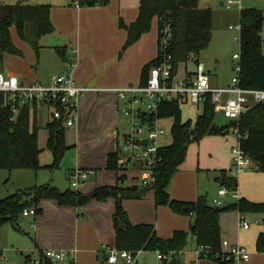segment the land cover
Masks as SVG:
<instances>
[{
	"label": "trees",
	"instance_id": "obj_1",
	"mask_svg": "<svg viewBox=\"0 0 264 264\" xmlns=\"http://www.w3.org/2000/svg\"><path fill=\"white\" fill-rule=\"evenodd\" d=\"M24 3L4 4L0 0V62L4 54L20 55L13 45L10 29L15 28L18 38L37 51L40 37L53 31L49 21L50 7L46 4L30 5ZM108 0H79V7L106 5ZM153 19L157 23L156 57L141 69V84H145L150 70L166 55L171 57L172 74H176L180 64L188 61L197 63L199 53L208 46L212 32V14L208 8H201L197 0H139L136 19L128 25L119 22V27L126 33L122 50L135 43L141 35L147 33ZM240 32L239 43V86L244 89L264 91V54H262L261 27L264 24V12L257 9H241L238 14ZM167 27L165 44L161 45L163 31ZM60 55L62 51L57 50ZM2 97L0 96V105ZM180 105L176 99L161 101L155 111L160 119H171L168 145L158 149V164L152 169L153 182L148 187L123 186L125 176L116 178L113 186H102L93 190L90 195L82 196L76 190L63 192L48 185L34 186L28 190H20L0 198V226L6 223L19 230L18 217L24 209L33 208L35 215L41 211L37 205L41 200H52L59 206L80 207L89 200L99 202L114 199L115 208L112 218L114 246L118 250L132 252L157 251L163 255L177 254L186 241L187 234L174 231L171 238L160 239L151 224H132L122 201L139 199L143 192L153 189L155 206H168L175 214L190 216L189 231L195 242V249L200 257L216 264H232L226 261L221 250L219 216L223 212L236 211L239 214H258L264 224V202H250L244 198L225 207H214L207 203L204 195L193 202L170 200L166 190L172 177L184 162L190 143L198 141L206 135H222L231 128L237 129L238 146L251 160V167L264 173V100L252 104L237 121H228L217 125L214 117L217 114L206 95L202 112L194 122L182 121ZM35 105L21 106L17 114L0 107V169L37 170L38 154L37 127L34 120ZM47 138L46 149L52 155L50 168H58L59 163L69 149L65 143V128L57 120L45 125ZM117 151L108 154L106 168L117 170ZM220 172L216 178L221 187L228 191L236 190V179ZM255 250L264 252V233H259L255 241ZM158 252V251H157ZM172 258V256H171Z\"/></svg>",
	"mask_w": 264,
	"mask_h": 264
},
{
	"label": "crops",
	"instance_id": "obj_2",
	"mask_svg": "<svg viewBox=\"0 0 264 264\" xmlns=\"http://www.w3.org/2000/svg\"><path fill=\"white\" fill-rule=\"evenodd\" d=\"M138 3L139 0H108L106 5L75 8L69 0H50L46 5L50 7L49 21L53 27V31L39 38L38 50L34 51L26 42L20 40L15 28L12 27L10 29L11 39L20 55L4 54L3 56H14L18 59V63L21 62L20 65L24 74H21L22 76L19 79L24 82L37 81L46 83L54 76L52 74H48V76L39 75L33 69L42 60L44 52L48 50L54 56L52 62H50L53 71L58 74L67 68L68 64L74 65L72 74L76 84L79 86L112 89L139 85L141 84V69L154 59L157 47L154 54L146 52L147 39H145V33L131 46L122 50L126 33L119 27L120 21L128 25L136 19ZM254 3H264V0H252L251 4L254 5ZM154 21L156 22L155 19L152 22ZM155 30V38L157 39V23ZM41 40L45 41L41 42ZM57 50L62 51V55ZM34 56L36 62L33 63ZM49 58L51 59V57ZM178 67L175 74L178 79L191 74L185 72L183 76L178 77ZM0 70L8 75L17 77L16 72L12 71V69L9 71L5 70L3 57L0 62ZM119 104L120 101L111 91L86 92L79 100L75 125L65 129L71 130L74 140L72 143H68L65 139L66 145L69 146L65 154H72L73 162V167L68 170V175L75 168L87 171L88 176L85 181L89 177L94 179V183L91 185L89 191L97 187L113 186L116 184L118 173L112 171V178L108 177V181L106 182V174L104 172L108 170L106 168L108 154L114 153L117 150ZM38 109L39 106L34 107L33 115L37 129L41 126V123L39 124L38 121V117L40 116ZM49 121H51L50 118L44 121V130L45 125ZM225 144H227L226 141ZM84 148H87L86 151L83 150ZM87 153L88 155H86ZM185 164L184 160L176 174L184 170ZM230 166L231 160L229 156L227 162H222L221 164L217 162L212 166L206 167H212L211 169H218V171L227 174L225 167L229 171ZM220 172L218 175L213 176V178H218ZM235 179L237 183L235 190L236 197L231 196V198L238 200L245 197L248 199L245 196V192H243L247 189V186L242 185L250 183L257 185V191L259 190L257 195L259 199L256 202H264V173L257 172L251 168L236 176ZM85 181L81 184L80 188ZM78 189L76 191H79ZM187 200L192 201L189 198ZM187 200L182 201L188 202ZM207 203L211 205V203ZM36 208L41 212L38 214L33 226L32 245L25 251V256L23 257L24 264L29 263V257H37L44 250L58 249L74 250V264H109L106 261V248L114 246L112 227L115 208L114 199H107L103 202L91 200L87 205L81 206L83 213L80 215L78 214L79 209L77 207L59 206L52 200H41ZM221 214L219 216V225ZM21 216L28 218L35 215ZM182 217L187 219L190 224V216ZM237 217L238 212H236L235 217L236 223ZM257 217L259 219V227L255 232L257 234L252 240V250L247 249L250 252L249 259L246 262H239V264H264V252H257L255 250L257 235L264 233V224L261 222L262 216L258 215ZM136 221L137 223L130 220L132 224L144 223ZM151 225H153L157 234L159 230L158 224ZM248 229H240L236 225L235 239L231 238L228 240V238L224 237L220 227V239L230 244L242 245L239 237L240 232ZM192 241L195 247L194 239ZM182 250L180 254H183ZM16 252H19L18 254L20 255L22 254L21 251L17 250ZM178 256L179 253L172 256V260L170 259L171 264L179 263L180 257ZM188 261V264H216L212 263L211 260L198 259L197 257Z\"/></svg>",
	"mask_w": 264,
	"mask_h": 264
},
{
	"label": "rangeland",
	"instance_id": "obj_3",
	"mask_svg": "<svg viewBox=\"0 0 264 264\" xmlns=\"http://www.w3.org/2000/svg\"><path fill=\"white\" fill-rule=\"evenodd\" d=\"M49 1L50 0H28L27 2L30 5H39L47 4ZM197 1L201 8H208L212 14L211 39L208 46L199 53L198 62L202 63L204 66L205 72L208 75L210 81V87L222 88L223 86L229 85L231 79L234 77L235 72L233 67L237 63V60L232 59V55L239 53L238 32L235 29L230 30L228 27H235L239 24L238 14L240 9L252 8L264 12V3H254V5H252V0H234L236 2L229 5V7H226L227 0ZM1 2L4 4L13 5L17 3H24L25 0H1ZM151 25V28L145 34V39H147L145 50L146 52H149V54H154L157 47L155 38L156 22H152ZM261 38L262 53H264V24H262L261 27ZM42 41L45 40H41V42ZM49 57H51V59ZM53 57L54 56H52L47 50V52H44L42 60H40L39 64L34 66L33 69L37 71L39 75H55L56 72L53 71L50 65ZM17 60L18 59L14 56H3V66L5 70L9 71L12 69V71L16 72L17 78L19 79V77L22 76L21 74H24V71L20 65L21 62L18 63ZM34 60L33 63L36 62L35 56ZM194 70L195 64L192 61H188L186 65H179L177 75L178 77H181L185 72L192 73ZM40 81L42 80L40 79ZM250 103L251 105L253 104L252 102ZM122 106L123 104L120 102L118 110V145L122 143V135L128 133L130 130L128 119L125 118L121 113V109L123 108ZM51 111L52 107L48 104L43 105L38 109L40 114L38 121L39 124L41 123V126L37 129V148L40 150L38 154V164L40 168L37 170L14 169L11 171H8L7 169H0V198H4L8 194L14 193L16 191L28 190L34 186L40 185H48L61 192L65 190L74 191L70 187L67 179L68 170L73 167L72 154H64L58 168H50L52 155L45 147L46 131L44 130L43 123L45 120H49V118L51 119ZM201 112L202 108L197 109L189 103L180 105L182 121L190 120L191 122H194L197 115H199ZM33 118L34 116L32 117V120ZM214 122L217 125H223L226 124L228 120L223 118L222 115L216 114L214 117ZM160 124L166 131V135L159 138L156 143L161 147L168 145L171 141V136L169 133L171 119H163L160 121ZM64 137L68 143H72L74 141L71 130H64ZM225 141L227 144H225ZM235 145H237V140L235 133L232 131H229L228 134L222 136L217 134L206 135L198 141L190 143L187 150L184 170L172 177L171 182L166 190L168 199L186 201L189 198V200L192 201H187L193 202L198 196L204 195L207 202L211 203L212 205V199L217 197V190L221 187L218 180H216V177L213 178V176L218 175L220 171H218V169H211L212 167L209 168L206 166H212L217 162L219 164L222 162H227L229 156L231 160V147ZM86 149L87 148H84L83 150L86 151ZM86 155H88V153ZM251 168L252 167H250V169ZM225 170L227 172L225 176L228 177V168L225 167ZM104 173L106 174L105 181L107 182L108 177L112 178L113 173L111 170H105ZM117 173V176H125L121 185L139 186L140 189L148 187L143 186L142 182L148 181L152 178L151 173L148 170L140 169L133 162L127 164L125 170L118 171ZM93 183L94 179L89 177L82 187H79L78 190L80 192H77L85 197L90 195L93 190L89 191V189ZM242 186H247V189H245L243 192H245V196L248 199L245 197L243 198L253 202H256V200L259 199V197H257L259 191H257V185L247 183ZM220 201L222 203L220 207H225L227 205L236 203L237 199L231 198V193H226V195L222 197ZM121 205L129 215V220L132 222L135 221L137 223L136 220H138L139 222L150 223L154 225L158 224V237L164 241L171 238L175 230L185 232L187 234L186 241L184 247L182 248L183 254H180L181 250L178 252V257H180L178 264H188L189 259H195L196 250L193 245V238L189 231V223L187 219L175 214L166 205L156 208L157 206L154 204L153 189L143 192L139 199L123 200ZM77 208L79 209L78 214H82L83 212L81 206ZM37 216L38 215L23 218L20 215L16 225L20 231L14 230L12 225L9 223L0 226V264H24L23 257L25 256V251L27 248H30L32 245V236L34 232L33 226L36 222ZM244 216L249 224V229L246 231H241L239 237L242 241V246H244L246 249L252 250V240L257 234L255 232L259 227V219L257 217L258 215L247 214ZM235 217L236 211L224 212L220 217V227L222 229V233L225 238H228V240L231 238L235 239V227L237 225ZM17 250L21 251L22 254H18L19 252L17 253ZM157 251L159 252V250ZM134 255H136L135 264H171L172 260H158L156 258L157 255L155 251L134 252ZM173 255L174 254H172V256ZM211 262L213 263V261ZM26 264L31 263L29 262Z\"/></svg>",
	"mask_w": 264,
	"mask_h": 264
},
{
	"label": "built area",
	"instance_id": "obj_4",
	"mask_svg": "<svg viewBox=\"0 0 264 264\" xmlns=\"http://www.w3.org/2000/svg\"><path fill=\"white\" fill-rule=\"evenodd\" d=\"M71 5L79 8V0H69ZM234 0H227L226 7L233 4ZM228 29H235L238 34L240 25L229 26ZM167 27L163 31L161 45L165 44ZM232 59L237 60L234 65V77L230 84L222 88H212L209 84L208 75L202 63L195 64V70L189 76L178 79L172 74L171 57L166 55L149 72V77L143 85L128 86L122 88L102 89L83 87L76 84L72 68L74 65L68 64L67 68L51 77L48 82L37 81L24 82L16 76L8 75L0 70V96L2 109H9L13 117L17 114L21 106L32 107L50 105L52 107L51 120H57L66 129L75 125L79 100L86 92L111 91L123 104L122 115L129 121V132L122 135V143L117 144V170L123 171L127 164L133 162L140 169L148 170L152 176V169L159 162L157 155L159 138L166 135V131L161 126L162 119L157 118L155 111L161 101L176 99L179 103H189L194 107L202 108L206 95L210 96L214 111L228 121L235 122L253 104L264 100V91L256 89H244L239 86L238 73L239 53L232 55ZM250 98V101H249ZM229 131L235 133L238 140L237 129L231 128ZM251 160L248 155L237 145L231 147V166L228 175L235 178L244 171L250 169ZM88 172L81 169H73L69 172L68 182L73 190H77L86 180ZM153 182V176L148 181H143V186H149ZM231 193L235 196V191H228L224 187L217 190V197L212 200V206L220 207V199ZM21 215H35L33 208L24 209ZM237 226L240 229H248L249 224L244 215L238 213ZM196 250V249H195ZM221 250L225 255L224 260L231 261L232 264L246 262L250 252L240 244H230L221 240ZM156 253L158 260L171 259L172 254L163 255ZM178 254V253H177ZM196 257L199 259L200 253L196 250ZM134 252L118 250L115 246L106 248V261L109 264H135ZM75 251L67 249L44 250L37 257H29L31 264H74ZM195 264V263H193Z\"/></svg>",
	"mask_w": 264,
	"mask_h": 264
},
{
	"label": "water",
	"instance_id": "obj_5",
	"mask_svg": "<svg viewBox=\"0 0 264 264\" xmlns=\"http://www.w3.org/2000/svg\"><path fill=\"white\" fill-rule=\"evenodd\" d=\"M221 5H222V3H221ZM229 133V130H226L225 132H224V134H228Z\"/></svg>",
	"mask_w": 264,
	"mask_h": 264
}]
</instances>
